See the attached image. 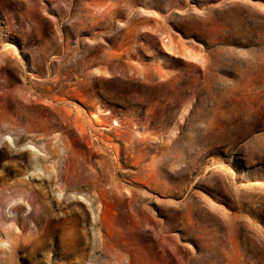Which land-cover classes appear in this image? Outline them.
Masks as SVG:
<instances>
[{
  "label": "rangeland",
  "instance_id": "1",
  "mask_svg": "<svg viewBox=\"0 0 264 264\" xmlns=\"http://www.w3.org/2000/svg\"><path fill=\"white\" fill-rule=\"evenodd\" d=\"M0 239L264 264V0H0Z\"/></svg>",
  "mask_w": 264,
  "mask_h": 264
},
{
  "label": "bare ground",
  "instance_id": "2",
  "mask_svg": "<svg viewBox=\"0 0 264 264\" xmlns=\"http://www.w3.org/2000/svg\"><path fill=\"white\" fill-rule=\"evenodd\" d=\"M58 191H59V190H58ZM60 191L62 192L61 189H60ZM60 191H59V192H60ZM69 195H70V194H69ZM73 195H74V194H73ZM70 196H71V195H70ZM67 197H68V196H67ZM72 197H73V196H72ZM15 200H16V199H14L13 201H14L15 203H17L16 201H18V199H17L16 201H15ZM21 200H22V199H21ZM13 201H12V202H13ZM23 201H24V200H23ZM23 201H22V202H23ZM14 202H13V203H14ZM18 202H19V201H18ZM24 202H25V201H24ZM15 203L13 204L14 207L12 206V207H13L12 212H15V211H23V212H24V210H25V209H24V208H25V205H24V208H23L24 210H22V205H20L21 203H20V204H16V205H15ZM8 212H11V211L9 210ZM16 237H17V236H16ZM16 237L13 238L15 244H18V243L22 242L21 240H23V239H22L20 236H19L20 239H19V238H16ZM10 239H11V238H10ZM30 241H31V240H30ZM0 242H2L1 239H0ZM24 242H25V241H24ZM26 242H27V239H26ZM32 242H33V241H32ZM27 244H28V243H27ZM19 245H20V244H19ZM24 245H25V243H24ZM25 246H26V245H25ZM27 248H28V247H27ZM4 249H5V248H4ZM3 260H4V259H3ZM1 261H2V260H1ZM6 261H7V260H6ZM102 261H103V260H102V257H98V258H96L91 264H102ZM0 264H1V263H0Z\"/></svg>",
  "mask_w": 264,
  "mask_h": 264
}]
</instances>
